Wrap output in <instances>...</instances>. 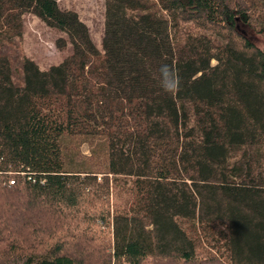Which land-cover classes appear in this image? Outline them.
<instances>
[{"label": "trees", "instance_id": "16d2710c", "mask_svg": "<svg viewBox=\"0 0 264 264\" xmlns=\"http://www.w3.org/2000/svg\"><path fill=\"white\" fill-rule=\"evenodd\" d=\"M58 2L0 0V264H264V0H105L100 49Z\"/></svg>", "mask_w": 264, "mask_h": 264}, {"label": "rangeland", "instance_id": "374dc122", "mask_svg": "<svg viewBox=\"0 0 264 264\" xmlns=\"http://www.w3.org/2000/svg\"><path fill=\"white\" fill-rule=\"evenodd\" d=\"M59 5L66 9L75 10L80 20L88 27L93 43L100 49L101 37L104 27V7L105 0H59ZM239 30L257 47L264 51V32L259 33L249 26L238 21ZM66 35L55 29L48 27L43 21L33 14H26L23 17V32L20 38L14 40L11 46L5 48L16 61L26 56L34 60L41 69H46L53 64H57L70 53L67 45L63 49L56 46L59 38ZM84 154L89 153L88 146L82 145ZM119 198V203L126 197L124 187L113 189L112 200ZM121 201V202H120Z\"/></svg>", "mask_w": 264, "mask_h": 264}, {"label": "clouds", "instance_id": "9594fccd", "mask_svg": "<svg viewBox=\"0 0 264 264\" xmlns=\"http://www.w3.org/2000/svg\"><path fill=\"white\" fill-rule=\"evenodd\" d=\"M161 87L167 94H172L180 91L182 80L178 69L171 68L165 64L160 67Z\"/></svg>", "mask_w": 264, "mask_h": 264}, {"label": "built area", "instance_id": "2783aa9c", "mask_svg": "<svg viewBox=\"0 0 264 264\" xmlns=\"http://www.w3.org/2000/svg\"><path fill=\"white\" fill-rule=\"evenodd\" d=\"M7 182H8V184L11 185V184H14L15 183V180H14V178H10V179H8Z\"/></svg>", "mask_w": 264, "mask_h": 264}]
</instances>
